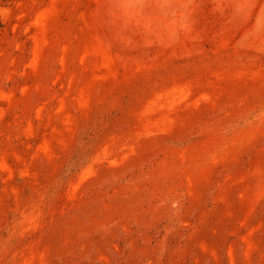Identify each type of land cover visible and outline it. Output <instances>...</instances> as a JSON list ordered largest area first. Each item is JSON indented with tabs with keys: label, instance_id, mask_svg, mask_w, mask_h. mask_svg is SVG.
<instances>
[{
	"label": "rangeland",
	"instance_id": "374dc122",
	"mask_svg": "<svg viewBox=\"0 0 264 264\" xmlns=\"http://www.w3.org/2000/svg\"><path fill=\"white\" fill-rule=\"evenodd\" d=\"M0 264H264V0H0Z\"/></svg>",
	"mask_w": 264,
	"mask_h": 264
}]
</instances>
